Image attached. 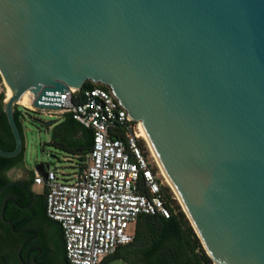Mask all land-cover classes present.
<instances>
[{
  "label": "water",
  "instance_id": "water-1",
  "mask_svg": "<svg viewBox=\"0 0 264 264\" xmlns=\"http://www.w3.org/2000/svg\"><path fill=\"white\" fill-rule=\"evenodd\" d=\"M0 78L15 142L0 156L23 148L19 98L60 110V94L103 84L212 263L264 264V0H0Z\"/></svg>",
  "mask_w": 264,
  "mask_h": 264
},
{
  "label": "built area",
  "instance_id": "built-area-1",
  "mask_svg": "<svg viewBox=\"0 0 264 264\" xmlns=\"http://www.w3.org/2000/svg\"><path fill=\"white\" fill-rule=\"evenodd\" d=\"M33 101L19 98L15 108L37 110ZM60 103L62 109L42 112L49 117L70 112L92 129L86 166L65 178L46 169L45 176L36 172L33 180L46 186V214L61 226L68 264H100L133 242L139 215L169 216L172 204L163 192L168 185L140 143L139 123L128 119L109 88L73 89L60 94Z\"/></svg>",
  "mask_w": 264,
  "mask_h": 264
},
{
  "label": "trees",
  "instance_id": "trees-1",
  "mask_svg": "<svg viewBox=\"0 0 264 264\" xmlns=\"http://www.w3.org/2000/svg\"><path fill=\"white\" fill-rule=\"evenodd\" d=\"M93 86L108 88L92 81H87L83 85L84 88ZM3 98L4 94L0 93V147L5 150H12L15 142L2 108ZM61 115L63 119L55 125L52 143L56 148H60L66 153L77 155L78 168L82 170L86 166L87 154L93 142L92 129L76 121L70 112H64ZM14 117L23 138L20 112L17 108L14 110ZM140 143L145 144L143 139H140ZM23 150L24 146L21 152L14 157L0 156V187L9 182L5 170L16 164H23ZM34 177L35 173L30 171L29 177L23 181L33 195V202L27 208L25 206L30 202L31 195L23 187L10 185L0 193V211L6 196H12L15 199V201L8 200L3 210V217L13 221L15 230L33 222L40 224L51 219L46 214V186L43 185L41 191H34L32 188ZM163 192L166 202L172 204L169 216L141 214L135 223L133 242L137 243L143 239L145 264H213L191 227L180 203L176 198H173L172 190L169 186H164ZM53 221L57 222L56 220ZM58 225L60 233L63 235L61 226L59 223ZM0 229L3 239L19 240V244L22 243L24 235L28 234H13L11 227L1 220ZM25 251L27 250H22L21 253L24 254ZM18 259L17 250H0V264H15L14 261Z\"/></svg>",
  "mask_w": 264,
  "mask_h": 264
},
{
  "label": "rangeland",
  "instance_id": "rangeland-1",
  "mask_svg": "<svg viewBox=\"0 0 264 264\" xmlns=\"http://www.w3.org/2000/svg\"><path fill=\"white\" fill-rule=\"evenodd\" d=\"M5 92L6 86L0 79V93L4 94V98ZM17 109L20 112L23 130V164L20 168L11 170L9 175L11 177H26L28 174L27 170L35 172V166L40 163L47 165L45 170L54 171L60 178H65L72 174L79 165L76 160L77 155L66 153L64 150L56 148L52 143L55 125L63 119V116L49 117L42 111L28 109L22 105H19ZM57 118L61 119L49 126H43L39 123L40 120L47 121ZM42 187L43 185L34 184L33 189L41 191ZM130 227L132 229L133 225ZM135 244H137L136 249L131 250H144L143 239Z\"/></svg>",
  "mask_w": 264,
  "mask_h": 264
},
{
  "label": "crops",
  "instance_id": "crops-1",
  "mask_svg": "<svg viewBox=\"0 0 264 264\" xmlns=\"http://www.w3.org/2000/svg\"><path fill=\"white\" fill-rule=\"evenodd\" d=\"M11 170H15V169H11ZM9 172L6 175L9 181L13 179L19 180L21 178H24V177H13V176L11 177L9 175ZM33 224H34L33 225L34 228H37L39 231H42L46 236L45 246L47 250L52 252L50 262L52 264H68L64 250V238L62 233H60L58 223L49 219L40 224H37L36 222H33ZM19 246L20 244L18 243L16 250H18ZM136 247L137 244H135V242L120 246L113 254L104 257L100 264H145L143 250H131V249H136Z\"/></svg>",
  "mask_w": 264,
  "mask_h": 264
},
{
  "label": "flooded vegetation",
  "instance_id": "flooded-vegetation-1",
  "mask_svg": "<svg viewBox=\"0 0 264 264\" xmlns=\"http://www.w3.org/2000/svg\"><path fill=\"white\" fill-rule=\"evenodd\" d=\"M20 166V164H16L9 167L5 170V174L7 175L11 169L20 168ZM27 173L28 174L26 177L19 179L22 184H24L23 181H25L29 177L30 171L27 170ZM0 220L11 227L13 234L28 233L24 235V239L17 250V257L19 259L17 261H14L15 264H52L50 262L52 252L47 250L45 246L46 236L42 231H39L37 228H34L33 223H30L19 230H15L13 228L12 220L6 219L12 222V224H10L6 220H4L1 215ZM18 241L12 239H3L2 230L0 229V250L15 251L17 248ZM22 250L27 251L22 254Z\"/></svg>",
  "mask_w": 264,
  "mask_h": 264
},
{
  "label": "bare ground",
  "instance_id": "bare-ground-1",
  "mask_svg": "<svg viewBox=\"0 0 264 264\" xmlns=\"http://www.w3.org/2000/svg\"><path fill=\"white\" fill-rule=\"evenodd\" d=\"M12 96V92L9 91V89L6 87V92H5V99H8Z\"/></svg>",
  "mask_w": 264,
  "mask_h": 264
}]
</instances>
